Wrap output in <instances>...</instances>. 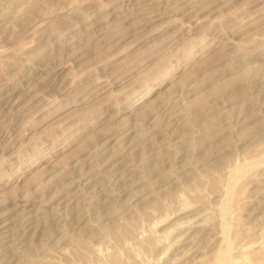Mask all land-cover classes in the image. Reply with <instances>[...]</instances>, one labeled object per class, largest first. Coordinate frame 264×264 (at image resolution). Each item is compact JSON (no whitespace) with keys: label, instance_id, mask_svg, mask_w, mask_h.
<instances>
[{"label":"rangeland","instance_id":"374dc122","mask_svg":"<svg viewBox=\"0 0 264 264\" xmlns=\"http://www.w3.org/2000/svg\"><path fill=\"white\" fill-rule=\"evenodd\" d=\"M216 1L0 0V264H264V0Z\"/></svg>","mask_w":264,"mask_h":264},{"label":"bare ground","instance_id":"6f19581e","mask_svg":"<svg viewBox=\"0 0 264 264\" xmlns=\"http://www.w3.org/2000/svg\"><path fill=\"white\" fill-rule=\"evenodd\" d=\"M217 1H218V0H217ZM217 1H216V2H217ZM225 1H226V0H225ZM226 3H227V2H226ZM203 5H204V4H203ZM222 5H223V4H221V6H222ZM232 5H233V4H232ZM190 6H191V5H190ZM216 6H218V5H216ZM207 7H208V5H207ZM219 7H220V6H219ZM98 8H99V7H98ZM101 8H102V7H101ZM204 8H205V7H204ZM204 8H203V9H204ZM261 8H262V6H261ZM143 9H144V8H143ZM214 9H215V8H214ZM216 9H217V8H216ZM71 10H72V9H71ZM178 10H179V9H178ZM198 10H199V9H198ZM259 10H261V9H259ZM263 10H264V9H263ZM187 11H188V10H187ZM197 12H198V11H197ZM209 12H210V11H209ZM133 13H134V12H133ZM183 13H184V12H183ZM253 13H254V12H253ZM255 13H256V11H255ZM95 14H96V13H95ZM260 15H261V14H260ZM106 16H107V15H106ZM119 17H120V16H119ZM193 17H194V16H193ZM190 19H191V18H190ZM199 19H200V18H199ZM196 20H197V19H196ZM242 21H243V20H242ZM181 24H182V23H181ZM231 25H232V24H231ZM246 25H247V24H246ZM236 28H237V27H236ZM84 29H85V28H84ZM233 29H234V28H233ZM242 29H243V28H242ZM172 33H173V32H172ZM167 34H168V33H167ZM68 40H69V39H68ZM88 40H89V39H88ZM198 40H199V39H198ZM74 42H75V41H74ZM190 42H191V41H190ZM190 42H189V43H190ZM194 42H195V41H194ZM151 44H152V43H151ZM191 45H192V44H191ZM145 47H146V46H145ZM71 50H72V49H71ZM51 51H52V50H51ZM77 57H78V56H77ZM79 57H80V56H79ZM79 57H78V58H79ZM68 60H69V59H68ZM218 66H219V65H218ZM221 69H222V68H221ZM64 72H65V71H64ZM58 76H59V75H58ZM90 85H91V83H90ZM101 85H102V83H101ZM98 86H99V85H98ZM84 88H85V87H84ZM84 88H83V90H85ZM86 88H87V87H86ZM94 88H95V87H94ZM94 88H92V89H94ZM5 89H6V88H5ZM11 90H12V89H11ZM85 91H86V90H85ZM88 91H89V90H88ZM7 92H8V91H7ZM7 92H6V93H7ZM9 92H10V91H9ZM80 93H81V92H80ZM131 94H132V93H131ZM1 95H2V94H1ZM84 96H85V95H84ZM137 96H138V95H137ZM14 97H15V96H14ZM130 97H131V96H130ZM9 98H10V97H9ZM82 99H83V98H82ZM17 100H18V99H17ZM83 100H84V99H83ZM11 101H12V100H11ZM14 102H15V101H14ZM63 102H64V101H63ZM12 103H13V101H12ZM57 104H58V103H57ZM60 104H61V103H60ZM198 106H199V105H198ZM120 110H121V109H120ZM37 111H39V110H37ZM49 112H50V111H49ZM98 115H99V114H98ZM89 116H90V115H89ZM151 119H152V118H151ZM91 120H92V119H91ZM138 130H139V129H138ZM183 132H184V131H183ZM208 132H209V131H207V134H208ZM222 134H223V132H222ZM16 135H17V134H16ZM217 135H218V134H217ZM223 135H224V134H223ZM135 136H136V135H135ZM219 136H221V135H219ZM118 137H119V136H118ZM178 137H179V136H178ZM144 138H145V137H144ZM117 139H118V138H117ZM132 139H133V138H132ZM178 139H179V138H178ZM113 140H114V139H113ZM144 140H145V139H144ZM152 140H153V139H152ZM154 140H155V139H154ZM156 140H157V139H156ZM140 141H141V140H140ZM147 141H148V140H147ZM183 141H185V139H183ZM112 142H113V141H112ZM133 142H134V141H133ZM135 142H137V141H135ZM135 142H134V143H135ZM143 142H144V141H143ZM143 142H142V143H143ZM152 142H153V141H152ZM155 142H156V141H155ZM155 142H154V143H155ZM110 143H111V142H110ZM150 143H151V141H150ZM124 145H125V144H124ZM147 145H148V144H147ZM155 145H156V144H155ZM120 146H121V145H120ZM149 146H150V145H149ZM153 146H154V145H153ZM162 146H163V145H162ZM208 146H209V145H208ZM131 147H132V146H131ZM150 147H152V146H150ZM110 148H111V147H110ZM112 148H113V147H112ZM132 148H133V147H132ZM132 148H131V149H132ZM135 148H136V147H135ZM140 148H141V147H140ZM158 148H159V147H158ZM162 148H163V147H162ZM166 148H167V147H166ZM51 149H52V148H51ZM151 149H152V148H151ZM154 149H155V147H154ZM141 150H142V149H141ZM145 150H146V149H145ZM155 150H156V149H155ZM155 150H154V151H155ZM129 151H130V150H129ZM150 152H151V151H150ZM163 152H164V150H163ZM163 152H162V153H163ZM126 153H127V152H126ZM162 153H161V154H162ZM87 154H88V153H87ZM129 154H130V153H129ZM138 154H139V153H138ZM161 154H160V157L163 156V155L161 156ZM109 155H110V154H109ZM135 155H136V154H135ZM143 155H144V154H143ZM143 155H142V157H143ZM150 155H151V154H150ZM164 155H165V154H164ZM133 156H134V155H133ZM140 156H141V155H140ZM210 156H211L210 154H207V157H210ZM36 157H37V156H36ZM120 157H121V156H120ZM142 157H141V158H142ZM156 157H157V156H156ZM166 157H167V154H166ZM168 157H169V156H168ZM124 158H125V157H124ZM131 158H132V157H131ZM153 158H154V157H153ZM135 159H136V158H135ZM157 159H158V158H157ZM61 160H62V159H61ZM76 160H77V159H76ZM114 160H115V159H114ZM131 160H132V159H131ZM154 160H155V159H154ZM154 160H152V161L154 162ZM162 160H163V159H162ZM162 160H161V161H162ZM112 161H113V160H112ZM122 161H123V160H122ZM139 161H140V158H139ZM158 161H159V160H158ZM158 161H157V163H159ZM161 161H160V162H161ZM134 162H135V161H134ZM65 163H66V162H65ZM102 163H103V162H102ZM112 163H113V162H112ZM112 163H111V164H112ZM114 163H115V162H114ZM136 163H137V162H136ZM155 163H156V161H155ZM51 164H52V163H51ZM153 164H154V163H153ZM58 165H59V164H58ZM96 165H97V164H96ZM115 165H116V164H115ZM142 165H143V164H142ZM142 165H141V166H142ZM53 166H54V165H53ZM60 166H61V165H60ZM137 166H140V165H135V164L132 163V162L127 164L126 167H127V170H129V173H128L127 176L125 175V176H126V179H130L131 175L133 176V175L135 174L136 169H138V168H136ZM151 166H152V165H151ZM169 166H170V165H169ZM121 167H122V166H121ZM50 168H51V167H50ZM144 168H145V167H144ZM152 168H153V166L151 167V170H152ZM100 169H101V168H100ZM122 169H123V167H122ZM140 169H141V167H140ZM162 169H164V168H162ZM166 169H168V168L166 167ZM48 170H49V169H48ZM56 170H57V169H56ZM120 170H121V169H120ZM143 170H144V169H143ZM149 170H150V169H149ZM153 170H154V172H155V169H153ZM157 170H159V169H156V173H157ZM146 172H147V171H146ZM147 173H148V172H147ZM151 173H152V172H151ZM158 173H159V172H158ZM162 173H164V172H162ZM112 174H113V173H112ZM124 174H125V172H124ZM149 174H150V173H148V175H149ZM120 175H121V174H120ZM141 175H142V174H141ZM146 175H147V174H146ZM146 175H145V176H146ZM148 175H147V178H148ZM150 175H151V174H150ZM159 175H160V174H159ZM50 176H51V175H50ZM87 176H88V175H87ZM125 176H123V177L125 178ZM145 176H144V177H145ZM46 177H47V176H46ZM52 177H53V175H52ZM152 177H153V176H152ZM166 177H167V176H166ZM166 177H164L165 180L163 179V181H162V179H161L162 182H161L159 185H158V184H157V185H158V186H162V185L165 184V182H168L167 180H169V177H167V178H166ZM91 178H92V177H91ZM97 178H98V177H97ZM131 178H132V177H131ZM115 179H116V178H115ZM138 179H139V178H138ZM143 179H144V178H143ZM38 180H39V179H38ZM124 180H125V179H124ZM124 180H123V181H124ZM32 181H33V180H32ZM72 181H73V180H72ZM113 181H114V180H113ZM113 181H112V182H113ZM37 182H38V181H37ZM82 182H83V181H82ZM82 182H81V183H82ZM158 182H159V181H158ZM71 183H72V182H71ZM107 183H108V182H107ZM114 183H116V182H114ZM117 183H118V182H117ZM183 183H184V182H183ZM85 184H86V183H85ZM120 184H121V183H120ZM120 184H119V185H120ZM167 184H169V183H167ZM56 185H57V184H56ZM95 185H96V184H94V186H95ZM119 185H118V186H119ZM43 186H44V185H43ZM92 186H93V185H92ZM100 186H101V185H100ZM103 186H104V185H103ZM153 186L156 187L155 184H154ZM167 186H168V185H167ZM37 187H38V186H37ZM65 187H66V186H65ZM101 187H102V186H101ZM154 187H153V188H154ZM109 188H110V186H109ZM118 188H119V187H118ZM126 188H127V187H126ZM96 189H97V187H96ZM110 189H111V188H110ZM115 189H116V187H115ZM128 189H129V188H128ZM156 189H157V188H156ZM160 189H161V188H160ZM37 190H38V189H37ZM63 190H64V189H63ZM157 190H158V189H157ZM94 191H95V190H94ZM96 191H97V190H96ZM100 191H101V189H100ZM124 191H125V190H124ZM149 191H150V190H149ZM151 191H154V189H152ZM80 192H81V191H80ZM101 192H103V191H101ZM107 192H108V191H107ZM26 193H27V192H26ZM111 193H112V192H110V193H106V197L103 198V199L105 200L106 205L112 203L111 201H112L113 197H115V196L112 195L113 197L111 198ZM73 194H74V193H73ZM75 194H76V193H75ZM83 194H84V193H83ZM86 194H87V193H86ZM90 194H91V192H90ZM117 194H118V193H117ZM148 194H149V192H148ZM95 195H97V194H95ZM25 196H26V195H25ZM83 196H84V195H83ZM54 198H55V197H54ZM81 198H82V197H81ZM99 198H100V197H99ZM99 198H98V199H99ZM117 198H118V197H117ZM85 199H86V198H85ZM100 199H101V198H100ZM25 200H26V199H25ZM28 200H29V199H28ZM32 200H33V199H32ZM75 200H76V199L74 198V200H71V202L76 204L77 201L75 202ZM115 200H116V199H115ZM66 201H67V200H66ZM85 201H86V200H85ZM24 202H25V201H24ZM26 202H27V200H26ZM67 202L70 204L69 201H67ZM67 202H66V203H67ZM89 202H90V201H89ZM92 202H93V201H92ZM102 202H103V201H102ZM42 203H43V202H42ZM77 204H78V203H77ZM77 204H76V205H77ZM80 204H81V203H80ZM85 204H86V203H85ZM112 204H113V203H112ZM112 204H111V205H112ZM23 205H24L25 207H28L29 204H28V203H25V204H23ZM39 206H40V205H39ZM58 206H59V204H58ZM66 206H67V205H66ZM72 206H73V205H72ZM82 206H83V205H82ZM86 206H87V205H86ZM19 207H20V206H19ZM29 207H30V205H29ZM29 207H28V208H29ZM31 207H32V206H31ZM35 207H38V206H35ZM41 207H42V206H41ZM83 207H84V206H83ZM95 207H96V206H95ZM95 207H94V208H95ZM106 207H107V206H106ZM28 208H27V210H28ZM54 208H55V207H54ZM76 208H78V207H76ZM87 208H88V207H87ZM99 208H100V207H99ZM112 208H113V207H112ZM42 209H43V208H42ZM85 209H86V208H85ZM104 209H105V208H104ZM14 210H15V209H14ZM20 210H21V209H20ZM27 210H26V211H27ZM94 210H95V209H94ZM106 210H107V209H106ZM18 211H19V210H18ZM41 211H42V210H41ZM54 211H55V210H54ZM49 212H50V211H49ZM80 212H81V211H80ZM107 212H108V210H107ZM3 213H4V212H3ZM9 213H10V212H9ZM16 213H17V211H16ZM29 213H30V212H29ZM29 213H27V214H29ZM31 213H32V211H31ZM43 213H44L43 211L40 212V213H38V211H34L33 214H29V215L27 216V218H28L27 220H31V219H34V218L37 219L36 222L38 223V226L40 227L39 229L41 230V233H43V235H44L45 233H49V232H48V229H49L48 227H49V226L47 227V226H46L47 223L45 224L44 222H43V223H42V222L39 223L40 220H41L42 217H43ZM54 213H55V212H54ZM57 213H58V211H57ZM74 213H75V212H74ZM104 213H106V212L104 211ZM23 214H24V212H23ZM27 214H25V215H27ZM46 214H48V213H46ZM108 214H109V213H108ZM13 215H14V214H13ZM20 215H21V214H20ZM16 216H17V215H16ZM78 216H79V215H78ZM12 217H13V216H12ZM14 217H15V216H14ZM21 217H22V216H21ZM37 217H38V218H37ZM47 217H48V216H47ZM105 217H106V216H105ZM10 218H11V217H10ZM43 218H44V217H43ZM73 218H74V217H73ZM78 218H79V217H78ZM101 218H102V217H101ZM16 219H17V218H16ZM24 219H25V218H24ZM80 219H81V218H79V220H80ZM3 220H4V219L0 220V230H2V231L0 232V234H1V235H0V240L2 241V243L8 241V240H6V239H7V238L9 237V235H10V234H8L9 232H8V230L6 229V227H7V223H6L5 220H4V221H3ZM22 220H23V217H22ZM22 220H20V222H22ZM25 220H26V219H25ZM45 220L47 221V219H45ZM18 221H19V220H18ZM46 221H45V222H46ZM51 221H52V220H51ZM16 222H17V220H16ZM49 222H50V221H49ZM75 222H76V221H75ZM75 222H74V223H75ZM10 223H11V222H10ZM25 223H26V222H25ZM34 223H35V222H34ZM34 223H33V224H34ZM18 224H20V223H18ZM50 224H51V223H50ZM63 224H64V223H63ZM28 225H29V224H28ZM17 226H18V225H17ZM34 226H35V225H34ZM54 226H56V225H54ZM57 226H58V225H57ZM15 228H16V227H15ZM17 228H18V227H17ZM17 228H16V229H17ZM37 228H38V227H37ZM59 229H60V228H59ZM12 230H13V229H12ZM19 230H20V228H19ZM25 230H26V228H25ZM35 230H36V229H35ZM50 231H51V230H50ZM62 231H63V230H62ZM16 232H17V231H16ZM59 232H60V231H59ZM19 233H20V232H19ZM61 233H62V232H61ZM13 234H15V233H13ZM20 235H21V233H20ZM16 237H17V236H15V238H16ZM41 237H42V235H41ZM77 238H78V237H77ZM199 238H200V237H199ZM10 240H11V239H10ZM39 240H40V239H39ZM1 241H0V242H1ZM14 241H15V240H14ZM6 244H7V242H6ZM11 244H12V242H11ZM30 244H31V243H30ZM4 245H5V244H4ZM10 246H11V245H10ZM13 246H14V244H13ZM36 247H37V246H36ZM7 248H8V247H7ZM35 250H36V249H35ZM36 251H38V248H37ZM189 251H190V250H189ZM14 252H15V251H14ZM198 252H199V251H198ZM8 253H9V252H8ZM5 256H6V255H5ZM11 256H12V255H11ZM13 257H14V256H13ZM5 258H6V257H5ZM11 258H12V257H11ZM0 260H1V259H0ZM19 260H20V259H19ZM2 261H3V260H2ZM14 262H16L15 259H14ZM18 262H19V261H18ZM16 264H18V263L16 262Z\"/></svg>","mask_w":264,"mask_h":264}]
</instances>
